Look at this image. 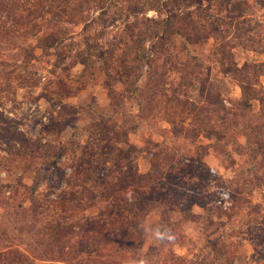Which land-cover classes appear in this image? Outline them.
Segmentation results:
<instances>
[{"label":"rangeland","instance_id":"rangeland-1","mask_svg":"<svg viewBox=\"0 0 264 264\" xmlns=\"http://www.w3.org/2000/svg\"><path fill=\"white\" fill-rule=\"evenodd\" d=\"M262 49L264 0H0V264H264Z\"/></svg>","mask_w":264,"mask_h":264},{"label":"trees","instance_id":"trees-1","mask_svg":"<svg viewBox=\"0 0 264 264\" xmlns=\"http://www.w3.org/2000/svg\"><path fill=\"white\" fill-rule=\"evenodd\" d=\"M259 42V41H258ZM258 48V47H257ZM260 52L264 53V49H262ZM230 55H233V53L230 51L229 52ZM230 59V58H229ZM234 71L238 70V71H242L241 73H243V82L241 84L243 91L245 92V94H250V101L253 99H257V100H263L264 99V92L261 91L260 87H263L261 81L259 80V76L262 74L263 72V64L262 63H247L245 62L243 64V68L238 69L236 67L235 68H231ZM251 76L256 77L255 81L252 82H247ZM251 80V79H250ZM263 94V95H261ZM250 101H244V104L249 105ZM197 172L199 176L202 175H208L211 176L209 174H211L210 168L207 164H205V162L203 160H200L198 162V166H197ZM195 216V213L193 211H189L188 212V218L190 219V217ZM168 227L167 229H164V231L168 232L170 229L173 230V228H171V223L169 221L166 222V224Z\"/></svg>","mask_w":264,"mask_h":264},{"label":"clouds","instance_id":"clouds-1","mask_svg":"<svg viewBox=\"0 0 264 264\" xmlns=\"http://www.w3.org/2000/svg\"><path fill=\"white\" fill-rule=\"evenodd\" d=\"M157 235L159 236V233H157Z\"/></svg>","mask_w":264,"mask_h":264}]
</instances>
